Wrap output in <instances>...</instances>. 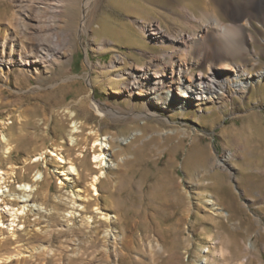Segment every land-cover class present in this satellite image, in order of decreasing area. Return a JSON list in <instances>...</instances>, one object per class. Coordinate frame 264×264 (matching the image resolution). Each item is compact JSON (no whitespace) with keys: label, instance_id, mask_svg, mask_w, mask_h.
<instances>
[{"label":"rangeland","instance_id":"374dc122","mask_svg":"<svg viewBox=\"0 0 264 264\" xmlns=\"http://www.w3.org/2000/svg\"><path fill=\"white\" fill-rule=\"evenodd\" d=\"M40 1L0 0V41L14 36L19 4L30 21ZM58 1L55 22L68 33L64 54L0 64V195L16 194L3 193L0 256L19 246L28 256L32 242L53 247V257L4 264H264V78L245 90L230 84L186 102L179 97L172 104L186 108L172 109L130 92L116 75L137 63L146 68L162 52L151 28L201 31L207 19L194 30L170 9L201 16L213 10L207 0ZM50 13L41 18L53 23ZM31 36L19 34V46L30 51ZM256 59L264 68V54ZM185 69L198 74L195 66ZM180 87L173 89L184 93ZM75 121L83 131L74 145ZM103 137L113 142L95 161L101 146L94 140ZM70 165L81 173L69 175ZM41 171L43 180L35 181ZM25 182L36 187L30 204L41 210L29 206L13 226L4 207H21ZM213 244L240 250L213 256Z\"/></svg>","mask_w":264,"mask_h":264},{"label":"bare ground","instance_id":"6f19581e","mask_svg":"<svg viewBox=\"0 0 264 264\" xmlns=\"http://www.w3.org/2000/svg\"><path fill=\"white\" fill-rule=\"evenodd\" d=\"M88 4L89 1L87 0L85 6L88 7ZM207 4L213 10L205 11L201 16L192 14L185 7L177 5H173L170 9L171 13L178 14L185 24L192 27L194 25V30H197L195 28L198 21L207 19L208 22H204L206 24H204L201 31L193 32L191 30L192 32H189V30L185 31V28L178 35H172L159 25L150 29L155 37L154 42L162 45V52L154 54L155 56L152 57L154 62L152 61L146 68L137 63V65H132L126 73L116 74L124 78V84L130 92H144L150 104L160 105L164 108L185 109L186 104L173 105V100L182 97L181 100L186 102L193 100V95L194 98H198V96L205 93L216 92L220 87L229 89L230 84L238 90H245L255 83H260L264 78V68H258L256 58L259 53L264 54V0H207ZM19 8L20 15L13 17L14 21L11 23L14 27V36H6L0 41V64L15 63L21 65L36 63L37 61L48 62L64 54V49L68 43V33L63 26L55 22L60 19L59 14L63 8L60 2L58 0L40 1L35 5L38 18L33 17L30 21L22 17L23 15L30 17L31 13H29L27 7L25 9L19 4ZM44 12L53 13V23L41 18ZM199 23V25H202L201 22ZM231 29L235 30L238 35L235 40L231 39L232 35L228 36ZM41 32L44 34L41 35ZM19 34H32L30 39L36 41V43L33 45L34 47L30 48V51L19 46L21 45L20 42L18 43ZM8 44H11L10 51L7 50ZM105 46L106 39L102 40L100 48L103 49ZM114 59L115 61H113ZM114 59L112 60V67L116 66V62L121 59V55L116 54ZM159 66L163 68L161 69ZM192 66L198 69L197 76L193 74L194 72L187 73L185 69ZM176 84L181 86L180 89L184 93L173 89ZM95 107L97 111L103 114L104 111L98 105ZM68 112L73 118L77 116L75 110H68ZM145 112L154 113L151 109ZM72 127L70 140L75 145L78 143V137L75 133L83 131L82 124L75 121ZM3 140L6 143L9 142L5 135H3ZM112 142V137H105L104 140L99 138L94 140L93 146H101V152L94 155L95 161H99L101 157H104L106 149L108 150L111 147ZM107 144L109 147H107ZM61 160L64 161V158L61 157ZM67 173L78 175L81 172L77 166L70 165ZM44 175V172L41 171L34 180H43ZM69 175L66 178L72 179ZM35 189L36 187L33 184L27 182L20 184L19 190L22 192L21 207L16 208L10 203L6 204L5 207L3 206L14 217L13 223L10 225L14 226L19 214H26L29 206L40 212L41 206L38 203L30 204L33 201ZM3 193L6 196H16L15 193L8 194L5 190H2L0 206L4 200ZM0 222L1 226L4 227L2 220ZM43 232L47 235L51 234L49 230ZM12 234L16 235L14 232ZM28 247L31 248V253L27 254L28 256H22V249L19 246L17 249L11 250V253L1 255L0 264L10 263L13 259H18L17 261L20 263L21 260L27 262L30 260L36 261L41 257L46 260L48 257H53V247L50 248L47 244H33L30 242ZM216 247L213 244V256L219 253L229 257L235 250H240L239 247L235 248L230 244L220 249ZM241 247L250 251L252 244L243 243Z\"/></svg>","mask_w":264,"mask_h":264}]
</instances>
